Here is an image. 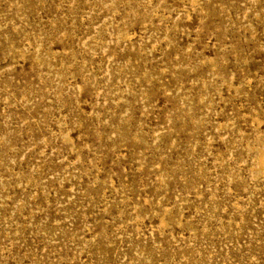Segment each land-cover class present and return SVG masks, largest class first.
Segmentation results:
<instances>
[{
	"label": "rangeland",
	"instance_id": "1",
	"mask_svg": "<svg viewBox=\"0 0 264 264\" xmlns=\"http://www.w3.org/2000/svg\"><path fill=\"white\" fill-rule=\"evenodd\" d=\"M262 156L264 0H0V264H264Z\"/></svg>",
	"mask_w": 264,
	"mask_h": 264
},
{
	"label": "bare ground",
	"instance_id": "2",
	"mask_svg": "<svg viewBox=\"0 0 264 264\" xmlns=\"http://www.w3.org/2000/svg\"><path fill=\"white\" fill-rule=\"evenodd\" d=\"M210 67V66H209ZM184 68V67H183ZM211 68V67H210ZM181 111V110H180ZM189 120V119H188ZM123 138H124V136H123ZM123 140V139H122ZM260 162H261V164H263L264 163V157L262 156L261 158H260Z\"/></svg>",
	"mask_w": 264,
	"mask_h": 264
}]
</instances>
